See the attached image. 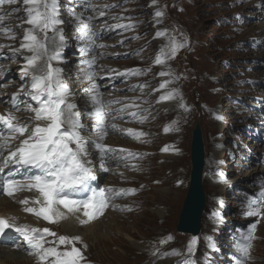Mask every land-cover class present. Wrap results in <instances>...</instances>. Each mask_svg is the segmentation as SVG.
Listing matches in <instances>:
<instances>
[{"label": "rangeland", "instance_id": "1", "mask_svg": "<svg viewBox=\"0 0 264 264\" xmlns=\"http://www.w3.org/2000/svg\"><path fill=\"white\" fill-rule=\"evenodd\" d=\"M18 1L21 6H25L22 5L23 0ZM63 1L65 2L59 0V11L63 7L61 6ZM124 1L119 14H126L127 18H130L126 20L132 22L133 27L128 34L123 35L126 39L124 48H111L109 53L118 50L122 52L121 54L126 52L129 55L128 58L114 59L113 62L109 59L105 64H110L112 68L131 67L141 70L136 80L144 87L139 91L138 103L149 111L144 115L147 119L143 123H138L134 128L129 129L146 135L130 140L115 137V141L111 143L135 150L139 154V159L130 165L115 167L116 169L111 172L104 167L109 170L113 160L106 158L101 161L98 152L89 146L95 169L105 171L101 176L104 184L135 187V191L128 203L122 205V211L112 210L115 212L116 217L113 216L115 221L110 224L104 237L97 238L89 232H86L85 236L82 232L80 236L76 235L79 238L83 237L80 238L82 245H87V248L83 249L85 264H96V262L179 264L178 261L188 259L189 256L194 264H219V262L223 264L219 254L214 250H224L225 254L227 251V261H230L229 253L233 248L230 245L232 241L228 229L232 225L226 226L233 221H236L237 226L249 222V218L245 217L242 211L243 197L239 191L250 186L251 181L260 180L259 176L264 178V168L255 167V164L250 165L249 161L240 157L243 153L241 150L248 148L242 143L247 139L246 132L250 122L248 117V112L251 113L249 103L252 102L250 81L257 79L256 72L251 70L261 66L259 58L255 59L252 56L256 51L254 47H257L253 46V42L255 37L263 35L264 12H259V0ZM117 2L118 0L115 3ZM62 11L65 16L60 19L64 23L58 27L68 36L71 48L68 57L71 58V52L76 46L74 42H77L80 34L76 30L74 17L69 14L70 11ZM157 12H162L163 15L156 16ZM26 14L25 11L26 17L20 20L22 29L17 36L19 46L24 30L30 27L22 23L27 19ZM80 14L88 18V11H81ZM252 17L255 19L252 20ZM157 32H164L165 35L157 36ZM49 35L51 36L52 32H49ZM111 41L115 42L116 39ZM174 43L184 46L180 47L172 57L171 48ZM248 47L251 68L245 63L248 61ZM92 56L91 52L88 59ZM16 57H20V53L13 56ZM73 57L76 60L80 58ZM157 58L163 63L157 64L155 62ZM76 60L65 75L66 84L75 93L71 100L81 108V116L85 121L83 124L86 125V130L82 134L89 140H96L97 134L92 129L97 121L86 115L94 109L84 91L90 87L92 81L83 79L88 68H81L82 70L79 71V61ZM56 65L57 62H54V66ZM5 68L2 71H5ZM161 71L169 75L161 77L158 75ZM14 72L17 73V70ZM260 74L264 76V72ZM98 78L99 76L96 75L95 83L101 85ZM166 81L167 87L156 91L160 84ZM144 89H147V92ZM254 89H256L255 85ZM162 90H165L163 94H161ZM170 92L174 93L173 98L163 102H165L164 106L171 108H165L161 105L163 102L157 101L160 96ZM181 103L188 108V111L180 107ZM0 105L3 109L1 99ZM0 112L3 113V110ZM197 123L202 128L205 143L206 166L203 186L207 205L203 213L201 234L196 237L178 231L177 227L190 182L192 137ZM166 128L170 130L166 132ZM111 138L114 139L113 136L108 135L105 143ZM2 142L4 141L0 138V143ZM165 148L168 150L164 151ZM254 151L258 152V149ZM245 156L248 158V153ZM256 157L253 159L255 160ZM219 170L227 173L228 176L222 177V172ZM226 202L230 205V212L226 209L224 216L222 213L215 214L219 204L225 207ZM2 206L0 204V209ZM261 212L264 213V207L261 208ZM217 216L219 222L213 220ZM57 221L59 223L55 228L61 227L60 231H63L64 222L58 218ZM15 223L28 226V223L23 224L21 220ZM220 226H222L220 230L216 229ZM161 236L167 238H160ZM168 237L171 239L169 240ZM212 237H215V241ZM193 238H197V244L194 252L189 254L187 249ZM255 239L249 251L247 264H264V217L258 226ZM100 240H105L106 243H100ZM161 240L167 242L161 243ZM151 243L163 245L164 248L156 251L153 256L140 250ZM210 244H214L215 249L209 248ZM22 247L24 248L25 245ZM0 248L11 249L1 245ZM11 250L15 251V249ZM174 250L180 255L160 257L161 253H171ZM26 253L25 251L17 253L23 258L21 264H38L35 255H26ZM0 264H6V261L0 259Z\"/></svg>", "mask_w": 264, "mask_h": 264}, {"label": "snow or ice", "instance_id": "2", "mask_svg": "<svg viewBox=\"0 0 264 264\" xmlns=\"http://www.w3.org/2000/svg\"><path fill=\"white\" fill-rule=\"evenodd\" d=\"M18 0H0V22L6 16L11 15L10 12L3 11L5 5L16 4ZM88 7H91L90 0H83ZM155 2V0H154ZM27 6V19L24 21L29 28L24 30L23 39L20 48L13 52L29 53L30 55H23L24 64L20 69L21 79L25 81L21 84L18 93L11 98V107L13 111L7 114H0V123L5 125L8 129L11 139H19V144L10 148L8 137L0 138L4 142L0 143V176L4 175V169L11 165L17 166L18 169L34 168L39 170V174L28 175L24 182L12 178V173L9 172L2 181V189L8 196H13L17 190L27 188L28 190L36 189L43 197V205L37 210L36 208L26 207L27 213L34 214L37 217H42L43 220L55 224L57 223V216L62 215L54 206L62 205L69 212L83 211V216L87 219L82 223H88L91 219L102 215L109 207V202L119 196L134 193V190H94L90 188L89 181L95 180L93 172V162L87 159L90 156L89 146L98 152V158L103 161L106 158H136L139 154L131 153L125 149H115L103 143V140L108 134V125L106 119L109 112L106 109H111L113 105H121L115 109L116 115L112 116L115 120L117 117L123 118L122 114L128 112L135 120L139 115V104L135 100L125 102V100H112L105 103L102 99L100 85L95 83V76L98 73L93 66L96 64V56L93 55L91 59L84 61L88 66L83 79L92 81L90 87L84 91L88 95L93 111L86 113L89 118H93L98 123L93 126L92 131L97 134L96 140H89L82 133L86 130V125L81 121V113L79 106L72 102L71 97L75 95L62 78L63 69L54 66V62H64L62 50L67 46L66 38L63 29L59 25L64 23L59 18V0H23ZM114 7V6H112ZM13 9L12 11H18ZM95 11V9H93ZM105 15L104 10L99 11V16ZM156 16H162V12H157ZM77 21H83V17L79 14L75 15ZM89 23H81L76 26V30L81 34V37L88 40V44L81 49L84 55L95 52L96 48L105 47V45L98 44L96 41L102 36L98 33L92 32L91 21L94 17L87 18ZM112 19H125V17H113ZM130 19V18H128ZM22 27V25H20ZM131 24H114L102 31H111L114 29H131ZM5 33L8 29H0ZM52 32V35H49ZM157 36L165 35L164 32H157ZM58 37V38H57ZM10 39H15L10 36ZM123 44V41H121ZM184 45L173 44L171 48V56L174 57L180 47ZM5 47L0 45V49ZM157 64L163 63L160 58L155 61ZM115 70H109L108 76L112 77ZM140 69H127L123 72H118L115 78L123 76L128 78L130 76L140 75ZM159 76L163 77L169 75L165 71H161ZM27 78V79H25ZM168 82L161 83L159 89L167 87ZM143 88L144 85L133 86L130 91L136 88ZM28 89L25 91V89ZM30 97L31 101L35 102V106L27 101L23 102V109L20 103H17L19 95ZM174 93L170 92L166 95L160 96L159 102L173 98ZM127 99V98H126ZM146 103V101H145ZM180 107L185 111L188 108L181 103ZM21 110L31 113L26 117L27 122H20L13 114ZM143 111H149L144 109ZM147 117H140L139 123H143ZM113 131L117 130L115 123L111 124ZM170 129H165L169 131ZM126 134L132 138H139L146 135L143 132H138L134 129H127ZM7 150V155L5 151ZM168 149L165 148L164 151ZM264 188V182H262ZM82 191H91V195L87 199H76L75 194ZM107 193V194H106ZM23 204H28L27 200L21 201ZM36 203H41L37 200ZM264 207V191L260 193L258 201H247L245 215L264 217L261 208ZM13 229L19 233L26 245L31 249L32 254L38 258V264H85L86 257L83 255L81 247L76 246V242L80 241L79 237H73L70 241L67 236L58 237V245L66 246V250H58L56 241L48 242L47 236H56L49 228L38 229L28 226L17 227L10 224L7 219L0 218V235L6 230ZM254 231V225H253ZM253 232L250 231L245 240L247 244H237V249L240 256L236 260V264H246L251 247V239ZM170 240L171 237H168ZM166 240H161V243H166ZM45 243H51L54 246L45 247ZM197 238H193L188 246V253L194 252ZM70 245V247H69ZM84 249L87 245H82ZM214 248V244H210ZM167 255H180L178 251L171 253H161L163 258ZM179 264H194L189 256Z\"/></svg>", "mask_w": 264, "mask_h": 264}, {"label": "bare ground", "instance_id": "3", "mask_svg": "<svg viewBox=\"0 0 264 264\" xmlns=\"http://www.w3.org/2000/svg\"><path fill=\"white\" fill-rule=\"evenodd\" d=\"M25 54L29 55L28 53H25ZM147 89H149V88L147 87ZM147 89H144V91L147 92ZM164 92H165V90H162L161 94H163ZM72 102H73V100H72ZM164 103L165 102L161 103V105L164 106ZM163 106H161V107H163ZM164 107L165 108H168V107L171 108V106H164ZM0 111H2V108H0ZM0 113L2 114V112H0ZM202 138H203V142H204L203 133H202ZM204 146H205V143H204ZM87 159L92 160L91 155L89 157H87ZM205 166H206V161H205V165H204V170H205ZM204 170H203L202 180L204 179ZM202 183H203V181H202ZM203 185H204V183H203ZM31 197L32 196L17 197V195L12 197V198L11 197H9V198L8 197H6V198L2 197V199H0V202H1L0 204H2L3 206L0 209V215L10 217L12 223H14V224H17V223H15L17 220H21L23 222V224H25V223L27 224L28 219H29L28 216L30 213H27L25 211V208L29 207V206H35L38 210L42 206V205L36 206V204L31 201ZM24 200H27L28 204L25 205V204L21 203V201H24ZM206 205H207V203H206ZM59 206H54V207L57 208L59 213H62V215L57 216V218H58V220H62V222H64L65 227L64 226H62V227L64 228L65 231L64 230L60 231L61 227L56 228V229L60 232H64L66 234L68 233L67 237H69L70 241L73 237H76V235L80 236L81 232H82L83 236H85L86 232H89L91 234L93 233V235L97 238L104 237L106 235L107 230H109L110 224L115 221L114 217H116V216H114L115 212H113L111 210L112 208H110L109 210L105 211V213L101 216V218H98L97 220L90 221V223H82V221H84L86 219L79 212H67L66 210L62 209ZM109 219H110V221H108ZM213 220L219 222V217L217 216ZM49 226H52V223L49 224ZM156 235H158V234H156ZM56 236H57V234H56ZM156 237H158V236H156ZM80 238L82 239L83 237H80ZM160 238L166 239L167 236H161ZM116 239H117V237H116ZM55 241H56V244L58 245V241L56 239H55ZM100 243H106V242H105V240L104 241L100 240ZM156 245L154 243H151V245H149L148 247L141 248L140 250H142L144 253H148V255H150V256H153L154 254H156V251L158 252L160 249L164 248L163 245L162 246L160 244H158L157 246ZM76 246L84 249L82 244L79 243L78 241L76 242ZM58 247L60 250H63V248L65 246L64 245H58ZM22 252H23V250H19V249L14 251V250H11L8 248H0V259L5 260L6 264H21L23 262V258H22V256H19L20 254L18 255L17 253H22ZM26 255H30L29 252H27ZM102 263L103 262H100V263L96 262V264H102Z\"/></svg>", "mask_w": 264, "mask_h": 264}, {"label": "water", "instance_id": "4", "mask_svg": "<svg viewBox=\"0 0 264 264\" xmlns=\"http://www.w3.org/2000/svg\"><path fill=\"white\" fill-rule=\"evenodd\" d=\"M191 160L190 185L180 213L177 229L181 232L197 235L201 230L203 213L206 206V194L202 183L205 165V147L199 124L195 126L193 131Z\"/></svg>", "mask_w": 264, "mask_h": 264}, {"label": "built area", "instance_id": "5", "mask_svg": "<svg viewBox=\"0 0 264 264\" xmlns=\"http://www.w3.org/2000/svg\"><path fill=\"white\" fill-rule=\"evenodd\" d=\"M113 1H115V0H113ZM97 3L103 4V3H105V1H97ZM262 29H264V18L262 20ZM255 38L256 39H263V43L259 47L257 46L258 49H257V47H254V49H256V51L252 55L253 57H255V59L259 58V60L261 62V66H257L256 70H251L252 72L255 71L257 74L256 81L255 82L250 81V86L252 89V95H251V101L252 102L251 103L255 102L256 105L261 106L262 104H264V76L260 74L261 72H264V32H263V35H260V36L255 37ZM246 42H248V41H246ZM253 46H255V42H253ZM247 51H248V53H247L248 61L245 63H246V66L248 68H251V67H249V47L247 48ZM251 80H255V79H251ZM254 85H255L256 89H254ZM258 97L262 98L263 100L261 102H259L257 99ZM254 112H256V111L254 110ZM263 122H264V111L259 112V113H255L254 118L252 120H250L249 124H255L256 125L257 123H259L260 126L262 127ZM242 144L244 146H249L250 148H254V146H255L254 143H251L249 141V138H247L246 141H244ZM242 152H243V154H245L244 150H242Z\"/></svg>", "mask_w": 264, "mask_h": 264}]
</instances>
